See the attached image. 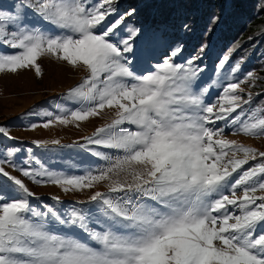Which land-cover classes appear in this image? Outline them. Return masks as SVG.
<instances>
[{
    "label": "snow or ice",
    "instance_id": "obj_1",
    "mask_svg": "<svg viewBox=\"0 0 264 264\" xmlns=\"http://www.w3.org/2000/svg\"><path fill=\"white\" fill-rule=\"evenodd\" d=\"M115 2L21 0L14 15L0 11V48L13 50L0 51V72L35 68L40 75L37 60L46 53L88 72L67 93L81 108L43 126L115 109L80 147L123 153L112 159L94 152L110 160L96 174L20 169L34 183L66 193L107 181L106 192L89 197L95 210L35 206L32 200L40 198L0 166V264H264V151L223 136L229 127L234 134L264 135V113L245 108L253 95L239 94L244 81L227 83L214 103H205L209 88L194 91L204 71L195 65L200 57L175 63L180 47L155 71L137 75L132 65L143 55L134 48L140 30L129 27L126 38H115L135 9L112 20ZM228 61L225 55L218 68ZM220 121L224 127H212ZM0 135L9 134L0 127ZM33 143L63 147L58 139ZM249 161L257 163L245 169Z\"/></svg>",
    "mask_w": 264,
    "mask_h": 264
},
{
    "label": "rangeland",
    "instance_id": "obj_2",
    "mask_svg": "<svg viewBox=\"0 0 264 264\" xmlns=\"http://www.w3.org/2000/svg\"><path fill=\"white\" fill-rule=\"evenodd\" d=\"M24 2L26 3L27 0ZM20 5L21 0H0V11L14 15L17 11H21ZM28 19L33 20V17L29 15ZM54 34L58 33L54 32ZM0 51L13 50L0 48ZM168 55L160 53L157 59L151 60L153 67L149 70L155 71V65L162 62ZM37 63L40 65V75L36 74L35 68L0 72V127L5 128L9 134L8 136L0 135V162L11 161L16 167L10 163H2L0 166L22 179L36 197L40 198L32 200L35 206L48 204L61 211H66L73 206L95 210V205L88 203L89 197L95 191L106 192L107 181L90 189L66 193L59 186L51 183H34L32 179L24 177L20 169L39 171L43 168L57 174L82 176L87 168H95L102 160V156H96L94 152L100 151L102 154L107 150L119 152V150L96 145L80 147L86 143L84 137L91 136L98 127L109 123L115 117L116 110L105 108L99 116L90 117L84 121H72L68 124L53 123L49 127H44L43 125L49 119L55 120L57 115H70L72 111L81 108L82 103L70 99L67 93L69 89L81 83L88 72L83 66L69 65L47 53L38 58ZM132 67L137 75L150 72L149 70L144 72L141 68L136 69L134 65ZM199 88V86L194 87V91L198 92ZM239 94L244 96V93ZM214 98H217L215 93L209 101L206 100L205 95V103H214L212 101ZM125 127H131L134 130V126L125 125ZM212 127L222 126L217 122ZM223 136L246 147L264 151V135L252 136L240 132L234 134L229 127L225 129ZM55 139L60 140L63 147L50 145L48 148H42L33 143ZM240 156L242 157L243 154L238 155ZM256 162L249 161L248 165ZM3 180L4 178L0 177V181ZM236 195H242V190H238ZM256 195L261 193L258 191ZM52 197H59L60 202L57 203ZM77 235L81 234L77 233Z\"/></svg>",
    "mask_w": 264,
    "mask_h": 264
},
{
    "label": "trees",
    "instance_id": "obj_3",
    "mask_svg": "<svg viewBox=\"0 0 264 264\" xmlns=\"http://www.w3.org/2000/svg\"><path fill=\"white\" fill-rule=\"evenodd\" d=\"M114 7L112 20L135 9L115 38H126L129 27L140 30L134 48L143 55L133 63L136 69L147 72L153 67L151 60L160 53L170 55L180 47L175 63L200 57L195 65L204 71L198 86L209 88L207 101L214 93L218 98L227 83L244 81L240 83L243 97L247 99L249 92L253 95L245 108H260L264 113V0H116ZM225 55L229 61L219 69ZM237 64L239 68L233 73L231 69ZM249 72L254 79L245 80ZM219 123L224 127L223 121Z\"/></svg>",
    "mask_w": 264,
    "mask_h": 264
},
{
    "label": "built area",
    "instance_id": "obj_4",
    "mask_svg": "<svg viewBox=\"0 0 264 264\" xmlns=\"http://www.w3.org/2000/svg\"><path fill=\"white\" fill-rule=\"evenodd\" d=\"M103 154L109 156L112 159H114L117 155H123L122 151L116 152L114 150H107ZM109 164H110V160H105L102 158V160L96 165L95 168H87L83 172L82 176L86 175L89 172L96 174V173H98L99 170L107 168L109 166ZM102 182H104V181H102ZM102 182H100V183H102ZM100 183H98V184H100ZM98 184H96V185H98Z\"/></svg>",
    "mask_w": 264,
    "mask_h": 264
}]
</instances>
